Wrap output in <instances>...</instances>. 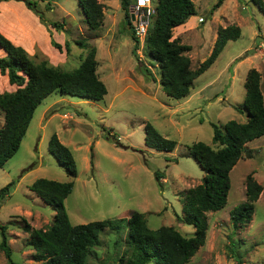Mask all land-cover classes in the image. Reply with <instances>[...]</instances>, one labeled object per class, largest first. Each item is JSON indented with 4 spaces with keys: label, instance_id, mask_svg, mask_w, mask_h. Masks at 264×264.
<instances>
[{
    "label": "rangeland",
    "instance_id": "1",
    "mask_svg": "<svg viewBox=\"0 0 264 264\" xmlns=\"http://www.w3.org/2000/svg\"><path fill=\"white\" fill-rule=\"evenodd\" d=\"M29 1L34 12L46 20L41 22L54 30L50 36L61 46L51 43L54 53L46 63L63 71L74 70L93 47L97 74L107 93L100 101L49 94L36 108L19 149L0 168V188L17 180L0 205V225L7 226L13 262L41 264L33 260V250L26 246L30 233L24 226L45 229L52 224L55 211L30 191L29 185L37 178L74 182L64 199L71 224L122 217L130 222L139 213L151 229L172 226L191 235L193 227L178 220L182 196L201 181L204 171L187 146L202 141L216 148L211 122L246 121L235 106L243 102L249 68L259 71L264 98V13L249 0H222L215 8L218 0H192V20L182 32L177 27L171 30V39L190 46L185 54L191 69L210 54L219 27L237 25L241 34L228 41L215 62L193 80L186 97L174 99L161 89L159 68L147 58L141 44L133 53L121 0H99L102 20L94 30L89 29L78 0ZM52 21L60 22L62 29L53 28ZM43 56L35 55V62L44 60ZM146 122L175 140L173 151L161 152L144 144ZM2 123L0 111V127ZM53 133L73 155L77 170L73 178L48 150ZM246 147L253 156L239 159L231 169L227 202L222 209L207 213L205 242L188 264H264V135L247 142ZM157 170L163 175L162 186L154 178ZM251 172L262 191L251 221L234 227L229 213L245 201V178ZM99 238L100 244L91 248L85 264H119L120 258L131 255L126 230L104 229ZM0 264H11L2 250Z\"/></svg>",
    "mask_w": 264,
    "mask_h": 264
},
{
    "label": "trees",
    "instance_id": "2",
    "mask_svg": "<svg viewBox=\"0 0 264 264\" xmlns=\"http://www.w3.org/2000/svg\"><path fill=\"white\" fill-rule=\"evenodd\" d=\"M1 1V0H0ZM34 11L33 2L23 0ZM264 13V0H249ZM155 14L148 27L143 43V52L147 58L156 62L159 68V84L164 93L174 99L188 95L193 80L205 72L217 59L230 40L240 37L237 25L219 27L210 54L196 69L190 68L189 57L185 52L190 46L171 39V30L184 23L195 14L192 0H155ZM218 0L215 7L220 6ZM89 29L99 27L102 20V4L99 0H78ZM130 0H121L124 10V24L134 42L133 53L139 47L130 22ZM40 20H46L40 16ZM50 25L62 29V24L52 21ZM51 43L61 47L51 38ZM0 48L5 56L0 57V73L6 74L10 84L16 89L0 93V111L3 123L0 127V168L17 152L22 138L33 118V114L52 92H58L83 99L100 101L107 93L104 82L97 74L98 62L95 49L87 52L78 68L63 71L53 68L45 60L35 62L26 51L12 44L0 33ZM146 73L151 75L147 68ZM154 79V78H153ZM245 95L241 105L235 110L245 114V122L233 119L220 125L211 122L212 143L216 148L197 141L187 146L189 155L194 157L204 171L201 181L189 188L182 196L181 223L191 225L193 232L186 236L172 226L147 227L142 214L128 222L126 218H107L87 223L71 224L64 206V199L72 191V180L59 182L47 178H37L30 185L44 203L55 211L52 224L47 228L32 229L25 224L30 233L26 246L33 250V260L41 264H85L92 247L100 244L99 234L108 229L116 233L127 231V240L131 255L119 259V264H188L191 257L204 244L208 229V212L222 209L230 188V171L243 157L251 158L252 151L246 143L264 135V98L260 86V73L249 68L244 80ZM144 144L161 152H171L176 146L175 140L161 135L149 122L144 125ZM48 150L68 170L71 178L77 175L76 163L69 148L61 143L55 133L50 136ZM33 165L28 166L32 168ZM26 168L25 170H27ZM249 173L245 178V201L234 206L229 213L234 227L248 224L254 213L262 186ZM154 178L159 186L163 175L155 171ZM17 180H11L0 188V205L14 189ZM7 226L0 225V250L11 264V248L8 245ZM238 258V257H237Z\"/></svg>",
    "mask_w": 264,
    "mask_h": 264
},
{
    "label": "crops",
    "instance_id": "3",
    "mask_svg": "<svg viewBox=\"0 0 264 264\" xmlns=\"http://www.w3.org/2000/svg\"><path fill=\"white\" fill-rule=\"evenodd\" d=\"M191 16L184 23L176 26V29L182 32L184 25L192 20ZM49 27L43 24L39 16L22 0L0 1V33L15 46L23 48L34 61L37 60L35 55H45L42 59L49 60L54 53L51 49L50 36H53L54 30ZM3 56L5 52L0 48V57ZM12 88L15 90L16 86L9 83L6 74L0 73V93Z\"/></svg>",
    "mask_w": 264,
    "mask_h": 264
},
{
    "label": "built area",
    "instance_id": "4",
    "mask_svg": "<svg viewBox=\"0 0 264 264\" xmlns=\"http://www.w3.org/2000/svg\"><path fill=\"white\" fill-rule=\"evenodd\" d=\"M129 14L132 31L143 48L148 27L155 14L154 0H133Z\"/></svg>",
    "mask_w": 264,
    "mask_h": 264
}]
</instances>
